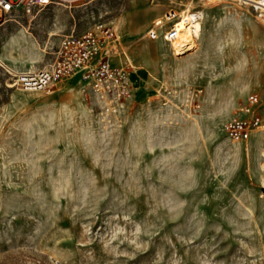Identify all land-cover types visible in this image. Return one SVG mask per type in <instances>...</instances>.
I'll list each match as a JSON object with an SVG mask.
<instances>
[{
  "label": "rangeland",
  "instance_id": "1",
  "mask_svg": "<svg viewBox=\"0 0 264 264\" xmlns=\"http://www.w3.org/2000/svg\"><path fill=\"white\" fill-rule=\"evenodd\" d=\"M187 5L203 13L192 48L147 37L154 19ZM95 22L118 35L111 64L131 67L122 104L79 75L47 91L16 83ZM250 94L264 114V25L237 0L10 12L0 24V264H264V137L238 142L225 130Z\"/></svg>",
  "mask_w": 264,
  "mask_h": 264
},
{
  "label": "built area",
  "instance_id": "2",
  "mask_svg": "<svg viewBox=\"0 0 264 264\" xmlns=\"http://www.w3.org/2000/svg\"><path fill=\"white\" fill-rule=\"evenodd\" d=\"M55 1L63 0H0V24L6 21L13 10L43 7ZM218 1V0H207ZM248 4L256 18L264 25V0H237ZM186 27L193 29L195 23H201L203 13L200 10L189 11ZM181 14L174 10L166 11L154 19L146 30L150 40L161 39L174 51H188L190 43L178 44V28ZM195 39V37H194ZM118 35L111 24L95 22L81 33L64 35L60 40L53 60L48 67L32 71L15 72L12 76L16 83L26 91H47L63 80L79 75L94 94L103 102L117 106L129 97L132 85L129 80L130 65H113L109 58L117 53ZM259 99L250 94L246 103L240 106L243 116L231 117L225 123V130L234 141L249 139L254 131L264 137V114L257 112ZM259 197L264 200V147L260 158Z\"/></svg>",
  "mask_w": 264,
  "mask_h": 264
},
{
  "label": "bare ground",
  "instance_id": "3",
  "mask_svg": "<svg viewBox=\"0 0 264 264\" xmlns=\"http://www.w3.org/2000/svg\"><path fill=\"white\" fill-rule=\"evenodd\" d=\"M191 1L193 2L194 0H191ZM189 10H190V8L187 5L185 7V11L183 10L181 12V19H180V22L178 23L177 26H178V28L180 30H182V32L179 33L178 44L190 43L191 44L190 48H192L194 46V43H195L194 42V37L198 38L200 36L199 34H200V31H201V25L199 23H195L194 26H193V29H191L190 27L188 28V27L185 26V23L187 22L188 16H189V13H188ZM177 51L178 52H183V51H180V50H176L175 52H177ZM23 71H32V70H23ZM262 151H263V149H262Z\"/></svg>",
  "mask_w": 264,
  "mask_h": 264
},
{
  "label": "crops",
  "instance_id": "4",
  "mask_svg": "<svg viewBox=\"0 0 264 264\" xmlns=\"http://www.w3.org/2000/svg\"><path fill=\"white\" fill-rule=\"evenodd\" d=\"M66 1H69V0H66ZM71 23H70V20L69 18H66V32L70 31L71 30ZM263 149V148H262Z\"/></svg>",
  "mask_w": 264,
  "mask_h": 264
}]
</instances>
